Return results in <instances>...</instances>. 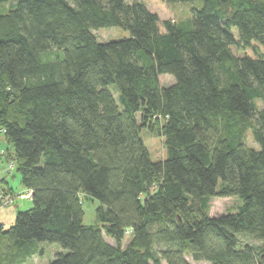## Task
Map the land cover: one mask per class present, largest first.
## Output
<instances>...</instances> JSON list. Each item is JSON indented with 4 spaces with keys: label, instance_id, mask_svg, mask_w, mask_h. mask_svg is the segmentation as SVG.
Segmentation results:
<instances>
[{
    "label": "trees",
    "instance_id": "16d2710c",
    "mask_svg": "<svg viewBox=\"0 0 264 264\" xmlns=\"http://www.w3.org/2000/svg\"><path fill=\"white\" fill-rule=\"evenodd\" d=\"M166 1L201 8L160 23L137 0H0V133L32 204L0 225V264L42 243L63 251L49 264H264V0ZM108 28L129 37L99 43ZM215 198L236 211L210 217Z\"/></svg>",
    "mask_w": 264,
    "mask_h": 264
},
{
    "label": "rangeland",
    "instance_id": "374dc122",
    "mask_svg": "<svg viewBox=\"0 0 264 264\" xmlns=\"http://www.w3.org/2000/svg\"><path fill=\"white\" fill-rule=\"evenodd\" d=\"M131 1V0H128ZM142 3L149 11L156 13L160 23L165 20L181 21L191 17L192 10L201 8V2H188V3H168L166 0H137ZM160 31L163 28L160 25ZM96 40L99 43H106L111 41L122 40L129 37V33L119 28H108L94 31ZM159 82L162 86H169L173 83L170 76H160ZM113 92L114 98L117 101L118 94L114 87H110ZM140 138L142 139L152 162H159L165 159L166 150L164 147L163 139L157 138L149 134L146 130L140 131ZM245 143L247 147L258 149V146L253 142L249 132L245 133ZM7 146L4 144L3 135L0 133V225L10 227L18 212L27 211L32 207L31 202L24 194V189L20 183V175L14 168L12 158H8L6 154ZM13 166V167H12ZM7 182V186L5 184ZM220 184V183H219ZM13 191L12 194L5 193L8 189ZM5 191V192H4ZM10 201V203H8ZM238 201L234 198H215L211 200L210 204V217L233 213L236 211ZM99 207L96 201L85 200L83 202V224L85 226L95 225V210ZM233 209V210H232ZM107 243L113 244V241L104 236ZM238 241L242 245H249L256 247L259 242L244 234L238 236ZM128 242L125 237L123 246ZM39 250L42 255H36L29 259L26 264H49L62 249L56 244L42 243L39 245ZM190 264H207L204 262L194 263L190 258H186Z\"/></svg>",
    "mask_w": 264,
    "mask_h": 264
},
{
    "label": "crops",
    "instance_id": "0c3cea01",
    "mask_svg": "<svg viewBox=\"0 0 264 264\" xmlns=\"http://www.w3.org/2000/svg\"><path fill=\"white\" fill-rule=\"evenodd\" d=\"M1 176V175H0ZM2 179H0V181H1ZM5 184H6V186H7V182L5 181ZM29 200V199H28ZM30 201V200H29Z\"/></svg>",
    "mask_w": 264,
    "mask_h": 264
},
{
    "label": "built area",
    "instance_id": "2783aa9c",
    "mask_svg": "<svg viewBox=\"0 0 264 264\" xmlns=\"http://www.w3.org/2000/svg\"><path fill=\"white\" fill-rule=\"evenodd\" d=\"M12 167H13V166H12ZM0 199H1V197H0ZM8 203H10V201H9Z\"/></svg>",
    "mask_w": 264,
    "mask_h": 264
}]
</instances>
